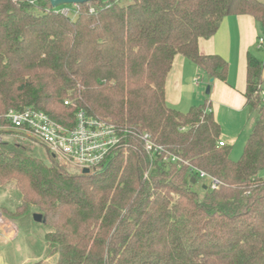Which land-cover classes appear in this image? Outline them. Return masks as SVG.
Returning <instances> with one entry per match:
<instances>
[{
	"label": "trees",
	"instance_id": "trees-1",
	"mask_svg": "<svg viewBox=\"0 0 264 264\" xmlns=\"http://www.w3.org/2000/svg\"><path fill=\"white\" fill-rule=\"evenodd\" d=\"M67 7L0 0V126L8 111L31 108L73 128L84 110L118 128L123 146L83 174L0 143L1 213L45 246L30 264H264V59L248 55L246 109L257 117L239 161L210 96L187 113L166 98L178 55L227 82L228 62L202 55L200 41L231 16L264 30V2L96 0L77 5L75 19ZM146 134L162 152L145 150Z\"/></svg>",
	"mask_w": 264,
	"mask_h": 264
},
{
	"label": "crops",
	"instance_id": "crops-1",
	"mask_svg": "<svg viewBox=\"0 0 264 264\" xmlns=\"http://www.w3.org/2000/svg\"><path fill=\"white\" fill-rule=\"evenodd\" d=\"M262 37L264 30L253 16L238 15L225 18L213 37L200 41V52L206 56L218 55L228 62L227 82H211V78L192 61L178 55L166 82L168 105L187 113L193 106L206 101L204 90L210 85L211 92L207 97L210 96L212 112L222 127V140L228 144L223 137L224 133L231 138L237 133V136L246 134L249 116L245 98L248 55L264 59L257 52L262 49L259 44ZM198 77L201 78V85L195 82Z\"/></svg>",
	"mask_w": 264,
	"mask_h": 264
},
{
	"label": "built area",
	"instance_id": "built-area-1",
	"mask_svg": "<svg viewBox=\"0 0 264 264\" xmlns=\"http://www.w3.org/2000/svg\"><path fill=\"white\" fill-rule=\"evenodd\" d=\"M77 9V6H75ZM69 15V10H64ZM264 39H260V46ZM200 78H196L199 83ZM264 100V89L261 92ZM69 105V101L65 102ZM5 120L10 130L22 136L33 139L52 152L58 159L62 168L75 173H90L100 171L122 149L120 131L113 124L89 116L84 110L76 113V123L73 128H67L53 121L46 113L31 108L25 110H10L5 115ZM145 150L154 154L163 149L154 144L151 137L142 136ZM6 141L4 134L0 133V143ZM221 146L224 143H220ZM166 162L176 163V157H165ZM202 179H210L212 189H217L219 182L210 178L206 173H201Z\"/></svg>",
	"mask_w": 264,
	"mask_h": 264
},
{
	"label": "rangeland",
	"instance_id": "rangeland-1",
	"mask_svg": "<svg viewBox=\"0 0 264 264\" xmlns=\"http://www.w3.org/2000/svg\"><path fill=\"white\" fill-rule=\"evenodd\" d=\"M67 8L70 11L71 17L75 19L76 18L75 8L73 9L72 5L68 6ZM257 52L262 58L264 57L263 49H260ZM199 84L200 85L202 84L201 78ZM208 86L209 85H207L204 90V95L206 98L208 95L207 94ZM202 87L204 88L205 86ZM204 102L205 100L203 101V103ZM256 117L257 115H253L252 117L248 118L246 134L244 133L240 136H237L238 134L237 133L233 135V138H231L228 137L226 133H224L223 137H225L229 145H232L231 159L233 161H239L242 158L245 143L247 141L246 139L250 135L253 121L256 119ZM0 131L6 132L4 134L6 137V141H11V142L17 141L20 144L23 143L24 145L28 146L32 151H34V153H36V155H38L46 163L49 164L51 157L54 158L56 163L62 168L58 159L52 154V152L47 148L43 147L42 145L33 141V139L22 138L20 134L10 130L7 124H5L4 126H0ZM7 133H12V134H7ZM68 172L75 173V171H73L72 169ZM261 174L264 177V172H262ZM198 187L199 186L197 185V189ZM8 195H9V191L0 190V204H2L5 201ZM0 219L5 221L4 223L0 221V264H30L40 260V258L43 259L40 256H43V249L45 248V246L43 245L40 239H37L35 237H32L31 239H24L23 235L19 231L18 226L14 222L6 219L2 213L0 214ZM55 261H56L55 258L54 259L49 258L46 260V264H55Z\"/></svg>",
	"mask_w": 264,
	"mask_h": 264
},
{
	"label": "water",
	"instance_id": "water-1",
	"mask_svg": "<svg viewBox=\"0 0 264 264\" xmlns=\"http://www.w3.org/2000/svg\"><path fill=\"white\" fill-rule=\"evenodd\" d=\"M96 0H49L50 5L52 8L57 9L63 6H70V5H82L84 3H90ZM211 82H214V79H211ZM211 92V86H208L207 94L210 95ZM89 170H84L83 174H89ZM1 214V212H0ZM34 220L36 223H42L45 222L43 220L42 215L40 214H35L34 215Z\"/></svg>",
	"mask_w": 264,
	"mask_h": 264
},
{
	"label": "bare ground",
	"instance_id": "bare-ground-1",
	"mask_svg": "<svg viewBox=\"0 0 264 264\" xmlns=\"http://www.w3.org/2000/svg\"><path fill=\"white\" fill-rule=\"evenodd\" d=\"M0 221H1V222H3V223L5 222V221H4V220H2V219H0Z\"/></svg>",
	"mask_w": 264,
	"mask_h": 264
}]
</instances>
